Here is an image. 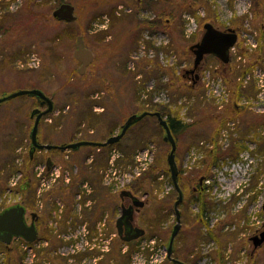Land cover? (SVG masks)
Wrapping results in <instances>:
<instances>
[{"label": "rangeland", "instance_id": "obj_1", "mask_svg": "<svg viewBox=\"0 0 264 264\" xmlns=\"http://www.w3.org/2000/svg\"><path fill=\"white\" fill-rule=\"evenodd\" d=\"M63 3L73 6L74 21L52 17V11ZM205 23L235 30L237 41L224 66L214 57H204L195 71L197 94H191L182 85L194 78L186 74L193 67L190 47L200 40ZM78 36L94 55L82 74L73 57ZM32 89L54 100L53 111L41 119L37 130V140L51 145L103 142L149 102L169 105L188 126L175 136V162L182 172L181 182L177 180L184 201L178 205L180 228L173 256L189 264H264V242L254 249L249 241L258 226V205L264 203V0H0V97ZM233 101L238 108L231 111ZM38 107L36 97L30 95L0 104V210L23 202L29 222L37 195L42 213L55 209L57 198L67 193L72 201L77 200L84 175L72 174L70 186L63 185L66 182L43 184L38 193L39 186L35 192L30 184L33 165L42 163L38 171L45 170L51 158L72 173L93 163L101 188H116L112 194L118 216L121 205L129 203L119 193L133 190L144 202L134 215L135 223L145 231L143 237H156L166 244L176 223L177 193L166 163L170 146L163 141L156 118L144 117L118 143L105 148L34 151L30 159L31 114ZM218 116H223L225 127L215 136ZM213 138L225 147L231 139L242 143L251 162L247 166L239 153L234 158L221 157L209 169L204 180L210 204L204 214L205 227L194 221L199 206L189 201L188 191L190 179L202 176L196 171L204 145L212 144ZM260 143L261 152L251 153ZM193 147L201 148L195 151ZM91 157L94 161L89 162ZM258 172L260 192L250 201L254 193L247 183ZM260 215L262 228V210ZM207 228L223 235L220 242L207 237ZM140 244L135 242L127 260L118 264H142L136 256ZM118 248L122 254L130 251L121 241ZM0 249V264L31 263L25 248L16 247L9 255ZM218 250L220 261L215 256Z\"/></svg>", "mask_w": 264, "mask_h": 264}, {"label": "flooded vegetation", "instance_id": "obj_2", "mask_svg": "<svg viewBox=\"0 0 264 264\" xmlns=\"http://www.w3.org/2000/svg\"><path fill=\"white\" fill-rule=\"evenodd\" d=\"M39 106L40 107H38V109L40 110H44L46 108L45 105ZM43 117L44 116H42L41 119ZM214 141L215 139L213 138L210 140L212 144L202 145H204L206 148L213 149ZM255 143H257L258 145L259 141H256L255 139ZM217 145H219L218 141ZM221 147L222 149L226 148L225 145H222ZM199 148L201 147H196V149L194 148V150L198 151L200 150ZM259 148L260 144L258 146V149L251 150V153L255 154L259 152ZM244 151L245 147L243 145V149L240 151V155L243 161H247L249 154L247 151H245L247 152V154L244 153ZM88 161H94V158L91 157V159ZM250 162L251 161H247L246 165L248 166ZM40 167H42V163L33 165L32 183L30 184L31 186H35V191L36 187H38L39 182H41V180H45L48 184L54 183V185L59 184L60 182H66V184H62L65 186H70L72 174H77L78 172V174L84 175V177L82 176L81 178V185H79V189L77 190V193L75 195L77 196V200L75 199L74 201H72V199L69 197V194L67 193V197L62 196L63 198L61 199L57 198L58 202H56V204L59 203V201H61L62 203L60 205V208L57 207L55 204V209H53L52 211H47L46 213H42L41 209H43V205L40 202L39 196L37 195V197H35V208L32 207L33 209H31V212L29 214V222L27 221L25 213L26 223H32L36 229L35 240L32 243L28 244L23 242L21 238L15 237L11 239V242L8 245L0 242V248L2 247L3 250L5 249V254H11V252H13V249L16 247L18 249L20 247L25 248L26 251L30 252V264H117L118 243L119 241H123L118 235L117 202L116 195L113 196V194L116 193V190H113L110 185H107L109 187H105L106 190H104V187L101 188L100 176L98 172H96V167L94 168L93 163L87 168L85 167L86 169L75 168L72 173L69 171V169L62 167V165L58 166V164L53 161H51L50 168H47L46 160V171L42 169V173L38 172V168ZM99 172H101V170ZM51 175H54V177H51ZM178 177L179 182H181L182 176L179 174ZM260 178L261 175L259 172L258 177L257 175H254L252 177V181L253 179L255 180L252 189L254 195H256L254 200L257 199V196L260 192ZM252 181L251 183H247L249 190H251ZM203 182V175L193 181L191 186L192 191L194 193H197L198 190H202ZM257 182L259 183L258 187H256ZM80 187H83L84 191H82V189L80 191ZM131 193L132 195L134 194L133 190L131 191ZM125 198L129 199V203L127 205L128 207L132 204V201L129 197H124L123 199ZM17 204L24 206L27 212V207L24 205L23 202ZM56 210H58V212ZM137 212L138 211L134 207L132 220L133 227H139V225L135 223L134 219V215ZM258 212L259 215L255 216L256 219L258 218L256 220V224H258V226L256 227L254 234H258L262 231L260 225L261 203H259L258 205ZM127 231L128 229H125V227H123L122 235L125 236V232ZM144 240L147 242L154 241L155 244L161 242L165 248V243H163V241L156 237L147 238L142 236L134 241L141 242ZM122 252L124 253L126 252V250ZM174 253L175 248L172 257L177 259L175 256H173ZM139 254L143 256V264H145L148 259L152 256V253L148 250H143L142 252H139ZM166 260L172 263L170 260L167 259L165 253L159 264H165Z\"/></svg>", "mask_w": 264, "mask_h": 264}, {"label": "water", "instance_id": "obj_3", "mask_svg": "<svg viewBox=\"0 0 264 264\" xmlns=\"http://www.w3.org/2000/svg\"><path fill=\"white\" fill-rule=\"evenodd\" d=\"M73 12L74 8L72 5L63 3L52 11V17L55 18L57 21L69 23L75 20ZM203 29L204 32L201 39L190 47V51L194 55L193 67L191 70L186 71V74L193 75V82H196L199 79V76L195 73V71L199 67L204 56L212 55L219 59L222 63L227 64L230 61L229 49L234 46L237 41V34L233 29L221 31L215 28L211 23H205L203 25ZM73 57L80 64V67L77 70L79 74H82L93 60V53L91 50L85 47L84 41L81 36H78L76 38ZM21 95L34 96L36 97L39 105L46 106L44 110H40L38 108L34 109L31 114V118H34V122L29 134L30 158H32V154L36 150L56 149L61 152H64L66 150L75 151L82 146H93L101 148L113 145L115 143H118L123 138V136L130 127L138 123L144 117L152 116L156 118L158 125L163 130V141L168 143L170 146V150L166 157V163L168 165V170L170 173V180L177 193V198L174 202V215L176 223L172 228L171 234L167 242L166 255L167 259L170 260L173 264H189L172 257L174 251V239L180 228L181 215L178 210V205L183 200V193L177 181L178 169L175 162L176 141L175 137L171 132L167 119L161 116L159 112L141 111L138 113L131 114L120 126L119 132L116 135L110 136L103 142L79 140L76 142L60 145L41 144L37 140L38 125L42 116H45L53 111L54 104L52 97L46 96L42 91L38 89L17 90L13 93L0 97V104ZM50 165L51 161L48 160L47 167H49ZM119 197L121 200H123L124 197H129L132 201V204L128 207L121 205L120 215L117 218L119 237L123 242H130L142 237L145 233L142 228L132 226L134 207L136 208V210H139L141 207L144 206V202L138 199L137 197L133 196L131 192L127 190H122L119 193ZM262 210L264 213V203L262 205ZM25 213V207L20 204L8 206L0 211V242L8 245L11 242V239L15 237L21 238L27 243H32L35 240L36 229L32 223H26ZM123 227H125V229H128V231L125 232V236L122 235ZM249 241H251L254 249L261 246L264 242V230L259 232L258 234H254L253 236H251L249 238Z\"/></svg>", "mask_w": 264, "mask_h": 264}, {"label": "trees", "instance_id": "obj_4", "mask_svg": "<svg viewBox=\"0 0 264 264\" xmlns=\"http://www.w3.org/2000/svg\"><path fill=\"white\" fill-rule=\"evenodd\" d=\"M221 63V62H219ZM222 66H224L225 64H222ZM182 78H185L182 76ZM197 83V82H196ZM196 83H193V81L190 82V84L188 85H182V87H184V89H186V91H188L189 93L191 94H197V86H196ZM166 85V84H165ZM238 89V88H237ZM237 89L236 90V93L237 92ZM235 104L236 102L233 101V103H231L229 109L231 111L235 110L237 107H235ZM227 110V109H226ZM225 110V111H226ZM142 111H150V112H159L161 114V116L165 117L169 123V127L171 129V132L173 134V136L175 137L176 134L178 132H181V131H184L188 126H187V123H184L177 115V112L174 113V111H172L170 108H169V105H158V104H155V103H150L149 102V106L147 108H144ZM218 121H215L217 123V127L218 129L215 131V136L219 133V131H221V129L223 127H225V120L223 119V116H218L216 117ZM220 118V119H219ZM215 123V124H216ZM215 139V138H214ZM243 149V145L242 143H236V140L234 139H231L229 145L225 148V149H222L221 146L217 145V141H214V148L213 149H204L203 150V153H204V157L203 159L201 160V163H200V168L198 171H196L197 173H200L201 175L204 176V180L207 178V174L209 172V169L216 165L218 163V161L224 157H236L240 151ZM261 143H260V148H259V152H261ZM181 172V170H180ZM260 173V172H259ZM182 174V172L180 173ZM261 175V173H260ZM192 176V175H191ZM256 178V177H254ZM195 181L193 179H190V183L192 184V182ZM140 183L141 184H145L144 181L140 180ZM254 183H255V180L253 179L252 181V185H251V188H253L254 186ZM192 186V185H191ZM191 186H190V190L188 191V194L190 195L189 196V201L190 202H196L199 206V211L197 212V214H195V217H194V221L196 223H198L199 225H205V227H207L208 225V221L204 220V214L205 212L207 211L206 209H210V204L209 202L206 200V197H207V193H208V190H209V186H207L204 182H203V188L202 190H198L197 193H194L191 189ZM142 189V187H141ZM102 192V191H101ZM256 197V195L253 194V196L250 198V201L251 200H254ZM262 230H264V226L262 227ZM215 229H212V228H207L206 229V232L205 234H207V237L208 238H214L216 241H219L220 242V238L221 236H223L222 234H219L218 236L215 235L214 232ZM151 234H154L151 232ZM127 245H129L130 247V251L125 254V252L122 254L118 248V254H117V264L119 263V261H122V260H127V257L130 255V253L132 252L133 250V245L135 244V241H132V242H129V243H126ZM129 253V254H128ZM8 254V253H7ZM9 255V254H8ZM128 255V256H127ZM215 256L217 257L218 261L222 260V255L220 253V251H216L215 253ZM9 260V257H7V261ZM5 264H8V263H5ZM11 264H13V261H11ZM165 264H172L170 263L169 261L166 260V263Z\"/></svg>", "mask_w": 264, "mask_h": 264}, {"label": "built area", "instance_id": "obj_5", "mask_svg": "<svg viewBox=\"0 0 264 264\" xmlns=\"http://www.w3.org/2000/svg\"><path fill=\"white\" fill-rule=\"evenodd\" d=\"M261 82V81H260ZM212 83V82H211ZM208 85V84H207ZM216 93H217V88H216ZM219 94V93H218ZM40 168H38L39 170ZM43 170L38 171L39 173H42ZM52 172V171H51ZM44 173V172H43ZM115 173V172H114ZM138 174V173H137ZM55 175V174H54ZM54 175L51 177H54ZM50 185L48 184L45 180H41V182H39V188H38V193L40 192L41 185ZM116 185V184H115ZM116 190V188H115ZM256 219V218H255ZM160 243V242H159ZM156 243L154 241H142V245L140 244V252H142L143 250H148L152 253V256L148 259V261L145 264H159L160 261L162 260L164 254H165V248L163 246V244H159ZM136 256H139L140 258H142L143 260V256H141L139 253L136 254ZM143 264V263H142Z\"/></svg>", "mask_w": 264, "mask_h": 264}]
</instances>
